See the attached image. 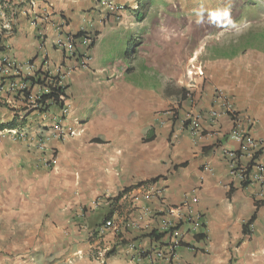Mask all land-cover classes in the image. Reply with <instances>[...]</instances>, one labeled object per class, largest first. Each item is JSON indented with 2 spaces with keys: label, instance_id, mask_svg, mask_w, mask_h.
I'll return each mask as SVG.
<instances>
[{
  "label": "crops",
  "instance_id": "crops-1",
  "mask_svg": "<svg viewBox=\"0 0 264 264\" xmlns=\"http://www.w3.org/2000/svg\"><path fill=\"white\" fill-rule=\"evenodd\" d=\"M101 7L0 1V123L17 113L30 119L0 130V264H253L264 257V179L255 177L264 165V50L222 57L210 71L241 130L262 141L242 155L212 89L194 100L187 89L170 94L149 76L130 78L127 62L123 72L112 62L91 69L98 45H58L64 34L100 31ZM35 74L59 77L63 107L35 108L43 92L27 79ZM190 115L199 116L201 133ZM246 164L244 185L238 167ZM193 197L205 217L197 230L169 212Z\"/></svg>",
  "mask_w": 264,
  "mask_h": 264
},
{
  "label": "rangeland",
  "instance_id": "rangeland-1",
  "mask_svg": "<svg viewBox=\"0 0 264 264\" xmlns=\"http://www.w3.org/2000/svg\"><path fill=\"white\" fill-rule=\"evenodd\" d=\"M100 2L105 26L91 33L98 48L96 61L88 66L112 62L123 72L120 68L127 62L130 78L147 82L141 76H149L170 94L187 89L194 100L197 91L212 89V99L222 105L219 93L231 98L211 80L216 60L247 48L264 50V0H147L142 18L136 15L138 0ZM99 33L101 38L96 37ZM167 53L173 58H167ZM210 112L214 116L220 113L216 109ZM229 137L232 139L230 133ZM254 261L264 264V257Z\"/></svg>",
  "mask_w": 264,
  "mask_h": 264
},
{
  "label": "built area",
  "instance_id": "built-area-1",
  "mask_svg": "<svg viewBox=\"0 0 264 264\" xmlns=\"http://www.w3.org/2000/svg\"><path fill=\"white\" fill-rule=\"evenodd\" d=\"M0 1H5V0H0ZM63 24L64 25L66 24V22L64 20H63ZM64 35H65L64 36L65 38L63 37V39H59L58 45H68L69 49H71V50L73 49L76 51V43L78 41L77 38L71 34H64ZM92 38L93 37L91 35L85 33L80 38V41L83 44L87 45V44L91 43ZM3 63H6L7 69H9L11 63L6 62V61ZM38 77H40V79H42V81L44 80L45 84L43 86H41L43 89V92H40V94H38L36 97L32 96L33 97L32 104L35 105V108H39V109L41 108L42 110H44V109H46L47 105H49V103L51 101L44 104V103L40 102V98L44 93L49 91V87H50V84L52 83V79H51V77L46 78V77H42V76H36V78H38ZM218 96H219L218 100H221L223 102L222 106L224 107L226 114L230 116V118L232 119V121L235 124L230 134H231L232 139L236 140L240 144V147H239L240 154L245 155L248 153V156H251L252 154H255L256 152H258L259 149L262 148L261 147L262 141L256 139L251 134H247L249 132L244 133L246 131L241 130L240 120H239L237 112L234 108V105L232 103V100L229 99L226 95H224L222 93H219ZM28 98H30V97H28ZM60 101L64 102L65 97L60 96ZM65 112H66V110H65ZM187 119H188L190 126H191V129L193 131L200 132V133L203 131L199 117L187 118ZM57 129H60V127H58ZM232 158H233V160H238L239 156L237 154L232 155ZM235 165H236V163H235ZM249 167H250V164H246L244 166L238 167V169L240 170V173H241V179L242 180L246 178L245 173L248 171L247 169ZM257 170H258L257 172L259 174H256L255 177L259 180L264 179V176H263L264 165L263 164L257 165ZM197 201H198L197 197H193L190 200H185L180 205L170 208L169 212L171 214H176L179 217L180 221H182L184 223H191L193 225V227H192L193 230L200 229L201 227H203V225H205V217H204L203 213L193 209L192 203H196ZM106 224L111 225V222L107 221ZM171 224L168 222V225H165L166 230L170 229V227L172 226ZM176 244H178V243H176Z\"/></svg>",
  "mask_w": 264,
  "mask_h": 264
},
{
  "label": "trees",
  "instance_id": "trees-1",
  "mask_svg": "<svg viewBox=\"0 0 264 264\" xmlns=\"http://www.w3.org/2000/svg\"><path fill=\"white\" fill-rule=\"evenodd\" d=\"M146 2H147V0H138V8H137V11H136V15L139 18H142L146 14V12H147L148 5L149 4L148 5H145ZM85 33H86L85 31H82L81 30L77 34H75L74 37L79 38V37H81ZM94 46H95V42L93 40L92 43L89 45L88 48L91 49ZM128 52L126 51V54ZM36 76H41V75L40 74H35V75L31 76V77H27V79L28 80H31L32 84H39V85L43 86L45 84L44 80L42 81V79H40V77L36 78ZM51 79H52V83L50 84L49 91H47L46 93H44L41 96L40 102H42V103L45 104V103L51 101L53 104H56V105H58L60 107H63L64 106V102L63 101H60V96L66 97L65 88L59 84V82H60L59 77H51ZM23 96H25L28 99V97L30 96V94H29V92H27V90H24ZM47 107H48V105H47ZM47 107H46V110H47ZM24 123H26V118H23V119H20L19 120V118L17 116H15L13 118V120L11 122H9V123H4V124L0 123V130H4V129H16L19 126L24 125ZM250 169H251V167H249L247 169L248 171L245 173L246 178L243 179L244 185H246L247 184V180H249V177H250ZM255 218H256V215H253L252 218L249 220V222H247L244 225L245 228L246 227L248 228V225H250L255 220ZM204 227H205V225H203V228ZM205 237H206L205 234H199L197 236V238L199 240L204 239Z\"/></svg>",
  "mask_w": 264,
  "mask_h": 264
},
{
  "label": "clouds",
  "instance_id": "clouds-1",
  "mask_svg": "<svg viewBox=\"0 0 264 264\" xmlns=\"http://www.w3.org/2000/svg\"><path fill=\"white\" fill-rule=\"evenodd\" d=\"M99 1H100V0H99ZM82 31H85V30H82ZM85 32H86V31H85ZM86 33L89 34V35H91V34L88 33V32H86ZM74 36H75V35H74ZM91 36L93 37V35H91ZM81 37H82V36H81ZM81 37L77 38L78 41H77L76 45L79 44V42H81V41H80V38H81ZM92 41H93V40H92ZM92 41H91V43H92ZM81 43H82V42H81ZM91 43H90V44H91ZM90 44H87V45L84 44V45L87 46V48H88ZM76 47H77V46H76ZM74 52H75V50H74ZM222 107H223V106H222ZM223 108H224V107H223ZM197 117H199V116H197ZM187 121H188V119H187ZM188 122H189V121H188ZM189 124H190V123H189Z\"/></svg>",
  "mask_w": 264,
  "mask_h": 264
}]
</instances>
